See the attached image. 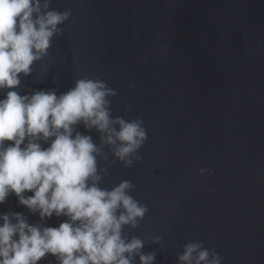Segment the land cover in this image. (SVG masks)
<instances>
[{
    "label": "water",
    "instance_id": "obj_1",
    "mask_svg": "<svg viewBox=\"0 0 264 264\" xmlns=\"http://www.w3.org/2000/svg\"><path fill=\"white\" fill-rule=\"evenodd\" d=\"M49 10L71 16L18 91L59 95L100 79L116 92L112 117L147 130L141 160L125 168L99 132L77 127L101 146L100 187L129 180L148 208L123 236L153 264H180L194 242L222 264H264V0H50ZM14 214L40 228L66 219L42 221L10 195L0 216Z\"/></svg>",
    "mask_w": 264,
    "mask_h": 264
},
{
    "label": "clouds",
    "instance_id": "obj_2",
    "mask_svg": "<svg viewBox=\"0 0 264 264\" xmlns=\"http://www.w3.org/2000/svg\"><path fill=\"white\" fill-rule=\"evenodd\" d=\"M50 0H0V204L14 195L43 221L66 219L56 228L30 225L21 214L0 216V264H38L52 256L56 264H153L142 255L143 242L122 234L136 227L148 211L123 180L110 190L100 187L101 146L77 131L83 125L101 134L114 163L130 168L141 160L147 140L142 119L112 117L109 97L116 92L100 79L81 78L57 95L54 90L22 95L21 75L48 55L54 36L71 11L49 10ZM131 87V85H130ZM47 145V147H44ZM107 159V157H104ZM204 176L210 169L199 170ZM31 193V195H25ZM180 264H222L223 258L202 243L185 245Z\"/></svg>",
    "mask_w": 264,
    "mask_h": 264
}]
</instances>
